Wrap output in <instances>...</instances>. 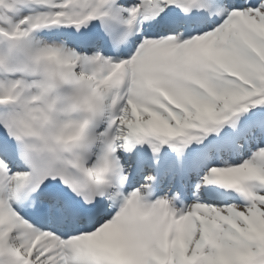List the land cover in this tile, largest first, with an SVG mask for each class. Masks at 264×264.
<instances>
[{"label": "snow or ice", "instance_id": "obj_1", "mask_svg": "<svg viewBox=\"0 0 264 264\" xmlns=\"http://www.w3.org/2000/svg\"><path fill=\"white\" fill-rule=\"evenodd\" d=\"M0 264H264V0H0Z\"/></svg>", "mask_w": 264, "mask_h": 264}, {"label": "bare ground", "instance_id": "obj_2", "mask_svg": "<svg viewBox=\"0 0 264 264\" xmlns=\"http://www.w3.org/2000/svg\"><path fill=\"white\" fill-rule=\"evenodd\" d=\"M179 179H180V178L177 177V183H179ZM164 187L167 189V186H166V185H164ZM166 189H165V190H166Z\"/></svg>", "mask_w": 264, "mask_h": 264}, {"label": "rangeland", "instance_id": "obj_3", "mask_svg": "<svg viewBox=\"0 0 264 264\" xmlns=\"http://www.w3.org/2000/svg\"><path fill=\"white\" fill-rule=\"evenodd\" d=\"M165 185L167 186V181L165 182ZM166 189V188H165Z\"/></svg>", "mask_w": 264, "mask_h": 264}]
</instances>
